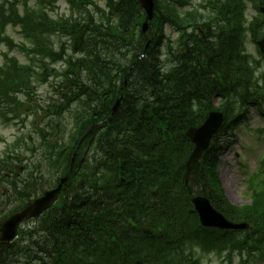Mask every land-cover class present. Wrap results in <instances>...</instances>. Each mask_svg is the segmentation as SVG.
<instances>
[{
	"label": "trees",
	"instance_id": "16d2710c",
	"mask_svg": "<svg viewBox=\"0 0 264 264\" xmlns=\"http://www.w3.org/2000/svg\"><path fill=\"white\" fill-rule=\"evenodd\" d=\"M39 1V7L53 10L58 0ZM66 1L76 18L52 20L48 11H35L26 2L22 14L13 3L0 4L1 40L12 44L6 26H21L31 42L24 49L33 56L28 65L5 56L0 120L18 118L23 109L18 97L33 90L35 78L41 84L51 76L62 78L53 87L58 98L45 113L56 138L54 165L66 166V173L86 131L103 125L78 152L71 191L39 228L21 231L18 246L0 264H196L195 246L217 250L226 235L231 247H264V160L258 182H251L252 203L243 208L225 198L218 170L225 137L246 120L250 106L264 116V75H258L259 63L247 50L250 37L264 34V19L259 12L246 19L248 7L258 11L264 0L219 1L211 6L215 16L203 25L185 9L188 0H155L147 35L141 32L145 15L137 0H105L103 8L94 0ZM168 27L181 33L176 43L166 36ZM57 34L82 38L81 56L67 60L63 74L45 61L63 59L48 46ZM122 89V105L113 115ZM216 96L225 123L186 186L194 147L185 134L216 110ZM73 105L69 143L58 148L57 136L64 134L59 120ZM42 138L48 145L49 138ZM194 195L207 197L228 219L247 222L254 231L236 238L233 232L203 229L190 202ZM144 225L150 226V237L142 233Z\"/></svg>",
	"mask_w": 264,
	"mask_h": 264
},
{
	"label": "rangeland",
	"instance_id": "374dc122",
	"mask_svg": "<svg viewBox=\"0 0 264 264\" xmlns=\"http://www.w3.org/2000/svg\"><path fill=\"white\" fill-rule=\"evenodd\" d=\"M2 1V0H0ZM100 5H104V0H96ZM204 0H194L195 4L202 3ZM51 16L54 18L60 17L62 15H66L67 7L63 1H60L58 6ZM51 14V13H50ZM253 12H249V16H252ZM167 35L171 38V40H176L177 36L172 34L167 30ZM8 35L12 37L16 43L22 42V37L19 34V29L8 28ZM55 47L60 49L64 47L66 49V53L68 56L75 57V52L73 50V41L63 39L62 41L59 39H55ZM248 51L249 53L257 58L261 59L258 54L257 46L253 42L248 43ZM11 53L18 57V61L22 63H28L25 60V55H23L20 50L14 49L10 50V48L6 47V45L0 46V65L3 64V54ZM261 73H264V61L262 62ZM57 69H62V63H58L55 65ZM38 71H40L38 69ZM37 88L34 91H31L30 97L21 98V101L24 102V111L26 112V117L23 125L17 122L14 124H4L0 120V153L4 155L7 151V147L9 144L11 145L17 138L21 137L20 135L26 134L31 135L34 138L37 137L35 129V125L37 127H44L47 124V121H43L41 117L33 114V111L30 112L28 109L32 108L33 110L37 109L38 104L40 106H47L48 100L51 93V86L46 84H40L39 80L36 81ZM35 86V85H34ZM215 104L220 105L219 100L215 101ZM65 119L68 120L70 115H64ZM264 130V122L257 116L255 110H251L250 119L246 123H243L235 133V137L231 142V145L223 151L220 160V174L222 179V184L226 193V196L230 200V202L236 206H244L250 201V196L248 193V178L253 174L258 166L259 159L263 153V144L260 138L264 136V134L260 133V130ZM26 155V158L31 162H39L40 157H31L30 154L23 152ZM1 200V199H0ZM18 203H12L7 209L12 210L17 207ZM248 257L246 255L236 254L232 260H226V254H224V258L221 257V254L218 255H204L202 256L201 262L203 264H245L243 263L248 261ZM228 261V262H227ZM250 262L247 264H264V259L261 260L257 256L252 257L249 260Z\"/></svg>",
	"mask_w": 264,
	"mask_h": 264
},
{
	"label": "water",
	"instance_id": "95a60500",
	"mask_svg": "<svg viewBox=\"0 0 264 264\" xmlns=\"http://www.w3.org/2000/svg\"><path fill=\"white\" fill-rule=\"evenodd\" d=\"M140 5L145 10L147 14L146 22L143 26L144 32L148 29V21L153 19L154 15V0H139ZM264 13V9L262 10ZM259 46L264 53V40L259 43ZM120 105V101L114 108V112L117 111ZM224 121V116L221 113H211L205 124L199 129H190L187 132V137H189L195 144L196 148L192 153L188 164H187V174L186 183L190 182L191 177L197 173L200 167V160L204 152L209 148V145L214 137V135L219 131ZM93 129L82 139V142L93 132ZM64 180L63 182H65ZM62 186L59 189L45 194V197L41 200L36 201L33 205L29 206L21 214L14 215L8 221L3 224L1 230L0 242L2 244H8L12 241L17 234V229L19 225L25 219H31L39 216L41 213L49 209L57 200L58 195L61 192ZM196 211L198 212L203 226L209 228H218L220 230H248L250 227L248 225H237L228 221L223 215L218 213L210 204V202L204 197H197L192 200ZM144 232L150 234L148 227L145 228ZM141 264V263H137Z\"/></svg>",
	"mask_w": 264,
	"mask_h": 264
},
{
	"label": "bare ground",
	"instance_id": "6f19581e",
	"mask_svg": "<svg viewBox=\"0 0 264 264\" xmlns=\"http://www.w3.org/2000/svg\"><path fill=\"white\" fill-rule=\"evenodd\" d=\"M81 49H82V47H80V49L77 51V53L75 54L76 56V58H79L80 56H81ZM122 100H123V98H122Z\"/></svg>",
	"mask_w": 264,
	"mask_h": 264
}]
</instances>
